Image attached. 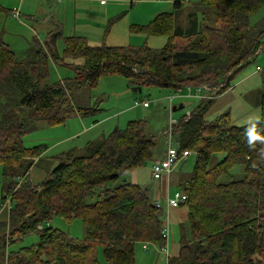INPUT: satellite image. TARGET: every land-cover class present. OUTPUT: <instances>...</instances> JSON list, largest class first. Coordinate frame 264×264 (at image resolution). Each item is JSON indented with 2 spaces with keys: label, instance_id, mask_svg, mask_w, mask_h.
<instances>
[{
  "label": "trees",
  "instance_id": "16d2710c",
  "mask_svg": "<svg viewBox=\"0 0 264 264\" xmlns=\"http://www.w3.org/2000/svg\"><path fill=\"white\" fill-rule=\"evenodd\" d=\"M183 8L182 3L174 2L172 12L134 28L148 36H165L162 49L146 45L92 47L84 39L69 38L60 56L55 50L60 33L49 34L47 53L38 45L24 61L34 62L33 71L35 67L40 69L43 78L48 55L56 65L72 67L74 78L56 85L26 70L20 74L22 63L0 38L1 177L8 175L6 161L14 160L17 152L25 156L39 150L23 146L25 114L13 108L18 96L31 112H52L50 121L54 124L74 114L68 89L95 88L104 75L122 76L142 89L176 93L207 86L212 99L227 91L242 68L264 52V16L260 22H250L251 15L264 8V0H200L195 7L182 11V18L180 14L177 20ZM69 58L81 59L82 63L69 64ZM262 86V119L257 124L235 127L227 114L206 122L198 112L174 124L173 145L180 151L193 152L196 163L191 177L180 187L187 196L181 206L188 213L179 227V255L169 258L168 264H264V149L258 147L264 146V77ZM96 110L83 108L80 116ZM146 124L130 121L125 129H115L87 154L61 161L41 188L33 186L26 202H22L29 211L37 205L36 214H28L21 205L11 206L14 234L23 237L37 232L40 240L37 245L12 247L11 264H40L38 259L43 264H135L136 243L165 245L164 212L154 206L147 189L125 180L129 171L155 159L156 143L147 133ZM9 141L13 144L8 145ZM217 153L227 157L210 167ZM236 166L243 171L240 177L230 173ZM54 219L69 223L80 220L85 237L74 239L47 227ZM39 225L42 229L37 231ZM44 246L51 247L42 254ZM19 252L22 258L16 257Z\"/></svg>",
  "mask_w": 264,
  "mask_h": 264
},
{
  "label": "rangeland",
  "instance_id": "374dc122",
  "mask_svg": "<svg viewBox=\"0 0 264 264\" xmlns=\"http://www.w3.org/2000/svg\"><path fill=\"white\" fill-rule=\"evenodd\" d=\"M177 1L182 3L184 7L177 13V20L180 14L182 18V11L195 7L200 2V0H107L108 6L104 23L108 22V24L104 31L109 33L107 36L103 33V39L106 36V41L102 40L101 42V37L94 38L92 41L96 44L101 42L98 46L142 48L146 45L152 49H162L166 43L165 36H150L148 38V35L142 32H134L133 28L149 24L159 13L172 12L173 3ZM27 4L31 7L27 8L26 6L21 11L19 0H5L3 3L0 0V5L9 11V15L5 16L2 14L0 16V30L4 31V41L10 45V49L13 50L17 59L22 63H19V73L21 74L22 71L26 70L40 80H47L50 85H56L69 78L73 79L75 76L74 69L66 68L67 66L64 65H56L49 55L46 68L43 67L47 79L40 75L41 71L37 67L33 71L31 64L33 63L34 65V62L24 61V58L29 55L28 51L31 44L35 42L34 40H37L38 43L46 41L48 32L45 28L48 27V31H50L51 27H57L55 14L64 3L63 1L59 2V0H27ZM70 6L72 9L73 4H70ZM76 7L88 9V12L94 16H96L98 11L93 0H89L86 3H76ZM14 8H19L22 20L18 21L10 15V10L13 11ZM99 15L102 17V12H99ZM56 16L58 17L57 14ZM263 16L264 8H261L251 15V24L260 22ZM67 18L72 21L71 14L68 13ZM91 18V27L94 28L97 21L93 17ZM184 24L186 23L184 22ZM62 30L63 33L68 31L64 23L61 27V32ZM64 40L62 35L56 39V41H59V46L55 41V50L61 56L64 54L62 43ZM86 43L88 44L87 41ZM33 47L38 49L37 44ZM69 59V64L73 62L74 64L82 63L81 59ZM258 66L260 71H256ZM262 70H264V52L255 57L249 65L242 68L236 77L230 81V88L227 91L212 99H210L212 92L208 91L207 86L202 88L203 90L199 92L198 96L192 97H183L187 94L186 89H182L179 96H175L176 92L172 90L159 88L145 87L140 93L133 91L135 86H132L126 78L119 75H104L99 78L95 88L81 87V90L78 91L76 88L71 87V89L67 90L68 101L73 106L74 114L61 124H54L50 121L52 112L47 111V113L44 112L45 114L31 112L24 103L21 104V96L15 99L12 94L6 91L5 93H7L8 97L14 98L13 108L16 112L20 109V112L25 114L24 119H26L25 126L27 131L25 136H23L24 148H38L39 150H37L36 154L26 152L25 156H19L20 152H17L18 156L14 160H7L6 164L9 168V171L5 172L8 173L7 176L4 174V177H1L2 169L0 167V202H2V204L0 203V220L3 222V225L0 224V264H11L14 257L11 252L13 251L12 247L21 248L40 244L37 232L23 237L14 234L11 221V206H15V204L21 205V209L26 210L28 214H36L39 208L37 205L33 204L35 209L29 211L26 204L22 202H26L28 192L32 190L33 186L41 188V184L49 178L52 171L61 161L66 162L69 156L76 157L87 154L93 147L101 143L113 129L123 130L130 121L146 122L147 133L154 137L156 145L164 141L167 143L169 133L170 135L173 133L174 125H170V115L173 123L177 119L179 121L182 116L198 112L206 122H215L220 116L227 114L230 123L235 127L257 124L262 119L261 97L263 88L262 77H264V71L262 72ZM1 87L3 88V85ZM6 87L11 90L10 84H7ZM193 94H195V91H193ZM171 96H175L172 103L170 102ZM144 101L149 102L148 107L143 106ZM135 102H139L140 105L134 106ZM181 103L184 104L183 108L172 111L173 106L178 108ZM91 107L97 108L96 112L89 116H80L81 109ZM60 108L62 109L63 105H60ZM21 121L23 122L22 118H20ZM88 127H91V129ZM167 131L168 135H166ZM12 144V141L8 142V145ZM258 147L264 149L263 144ZM252 152L256 154L255 150H252ZM226 157L227 155L224 153L214 154L209 166L211 167L223 161ZM195 160V154L190 156L185 170L191 169L194 166V162H196ZM182 161L176 165L181 164ZM143 168H146L147 171L143 170ZM148 169L149 166L144 164L143 167L134 170L138 171L141 183H144L143 181L149 178ZM230 173L234 177H240L243 171L236 166L231 169ZM261 173L263 172L261 171ZM261 173L259 176L255 175L252 179H256L257 176L259 178ZM132 174H126L125 179L132 181ZM177 174L178 172L175 171L174 182L178 176ZM178 179L179 177L176 178V180ZM226 181L229 182V179H226ZM174 187L176 186H172V190L175 189ZM184 211L187 219L188 211L186 207H184ZM166 218L167 214L164 213V222ZM13 220L16 222L14 217ZM48 226L58 229L74 239H83L85 237V227L80 220H74L69 223L62 219H54L48 223ZM38 229L41 230L42 227L39 225L37 231ZM171 232L172 225L170 235ZM176 240L178 243L179 238H176ZM143 245H146L148 253H145ZM50 247L44 246L42 254H45ZM161 247L153 243H136L134 248L135 264H166L164 256L168 254L170 256L171 247H169L167 255H162L164 259L161 257L160 260L156 261V252H159ZM100 252L101 250L99 249V259L102 260ZM22 255L19 252L16 257L22 258ZM36 262L43 264L39 259Z\"/></svg>",
  "mask_w": 264,
  "mask_h": 264
},
{
  "label": "crops",
  "instance_id": "0c3cea01",
  "mask_svg": "<svg viewBox=\"0 0 264 264\" xmlns=\"http://www.w3.org/2000/svg\"><path fill=\"white\" fill-rule=\"evenodd\" d=\"M1 1L3 3L5 0H1ZM60 1L61 2L63 1L64 4H62L58 8V10L56 11V14L58 15V17L55 14V17H56L55 19L57 21L56 22L57 23V27H54V28L51 27L52 29L50 31H48V27H46L45 29L48 32L46 35H49L50 33H54V31H55V33L56 32L57 33H60V37L62 35L64 39H69V38H78V39L81 38V39H84L85 38L86 39V40L84 39L85 42L87 41L88 44L91 45L92 47H96V46L100 45V43L102 42V40L103 41L104 40L106 41V36L109 33L107 31L106 32L104 31L105 28H106V25L108 24V22L107 23H104L105 22V18H106L105 15L107 13V6H108L107 3L105 5H101V4H99V2L97 0H93V2L96 4V7L98 9V11L96 13V16H94L91 13L88 12V9H83V8H77L76 7V3H86L89 0H59V2ZM70 4H73V8L72 9H71ZM19 5H20L19 8H21L20 9L21 11L26 6H27V8H30L31 7L30 5L27 4V0H19ZM19 8H18V10H19ZM99 12H102V14H103L102 17H100ZM11 13H12V11L10 10V15H11ZM68 13L72 15V21H70L67 18ZM2 14L5 15V16H7V15H9V11L6 10L4 6L0 5V16H2ZM21 15L22 14L20 13L19 20L18 19H16V20H18V21L22 20ZM158 15H156V16H158ZM91 17H93L95 19V21H97V23H95L96 26L94 28L91 27V24H92V22H91L92 18ZM63 23H64L65 27L68 30L66 33H63V30L61 32V27L63 26ZM134 28H133V30H134ZM134 32L140 33L139 31H136V30H134ZM103 33L106 34V36H105L104 39H103ZM98 37H101L102 39H101V42L99 44H96L92 40L94 38H98ZM149 37L150 36H148V38ZM0 38L3 40V42L9 48H11L10 45L7 44L4 41V31L3 30H0ZM47 38H48V36H47ZM47 38H46V41L45 42L43 41L41 43H38L37 40H34L35 42H33L31 44L30 49L28 51V54L30 53V51H32V48H33V46L35 44H37V46L38 45L41 46L47 52V49L45 47L46 46V43H47ZM58 43H59V41H56V44L59 46ZM62 43H63V46L65 48V40H64V42L62 41ZM66 68L73 69L70 66H67ZM186 91H187V94H185L183 97H185V96H187V97L198 96L199 95V92H200V91L194 90V89H192L190 91L187 89ZM193 91H195V94H193ZM176 96H178V95H176ZM205 98H206V96H205ZM180 105H182V108L184 107V104L181 103ZM171 106H173V105H171ZM175 107H176V109H181V108H177V106H173L172 107V111L175 110L174 109ZM187 116H189V115L182 116L181 118L187 117ZM181 118H179V119H181ZM177 122H178V119H177V121L175 120L174 123H173L171 121V115H170V125L173 126ZM88 128L91 129V127H88ZM114 130L115 129H113V131ZM166 135H168V131H167ZM169 141L171 143L170 133L168 135V141H167V143L164 141V142L160 143L159 145H156V147H157L156 150L157 151L155 153L156 155H155L154 161L148 162V164L146 163V165L149 166V169H148L149 170V178L146 179L145 181H143L144 183H141L142 181L139 178L138 171H134V170L133 171H129L127 173V174L133 173L132 174V176H133L132 181H129V179H125L126 181H129L132 184H136V185L141 186L142 188L147 189L149 191V193H150L151 199L153 201H155V202L161 203V207H162L161 208V211H163L164 213L167 214V221H168V215H169L168 225H170V227H169L170 229H171V225H172V232H171V235H169L170 239H168L167 249L169 250L170 249L169 247H171L170 256H169V254H168V256H164V254L161 253L160 251L159 252H156V256H157L156 261L160 260L161 257L163 258V256H164L166 264H168L169 258H177L178 255H179V243H177L176 238L177 239L179 238L178 232H179V229H180L179 228L180 227V224H182L186 220V212L184 211V207L181 206V207H178V208H170V209H168L166 207V198L168 196H172V194H173L172 192L177 191V190H180L181 185L189 180V178L191 177L192 171L194 169L195 163H196V162H194V166H192L191 169L185 170V167L187 165V161H188L189 157L193 155V153H191L187 159H184L186 161L184 165H182V162L184 161L183 160L181 162V164H178L175 167H173L174 169H172V172L170 173V175L168 177H163L160 180H153L152 179V176H151V165L153 164V162H155L157 160H162V159L165 158L166 151H167V148L169 146ZM172 144H173V141H172ZM144 169H145V171H147L146 168H143V170ZM175 171L178 172V174H177L178 176L177 177H179V179L176 180V178H177L176 177L175 178V182H174L173 179H174V173H175ZM174 183H176V185H174ZM172 186H176V187H174L175 188L174 190H172ZM174 232H176V233H174ZM143 247H144V245H143ZM144 250H145V253H148L147 252V248L144 249Z\"/></svg>",
  "mask_w": 264,
  "mask_h": 264
},
{
  "label": "built area",
  "instance_id": "2783aa9c",
  "mask_svg": "<svg viewBox=\"0 0 264 264\" xmlns=\"http://www.w3.org/2000/svg\"><path fill=\"white\" fill-rule=\"evenodd\" d=\"M99 2V4L101 5H105L107 3V0H97ZM12 17L14 19H18L20 18V12L19 10L16 8H14V10L12 11ZM257 71H260V67L256 68ZM189 91L192 90L191 88H187ZM186 89V90H187ZM195 90L198 91H202V88H197ZM180 92H177L176 95L179 96ZM175 95V96H176ZM174 96L170 97V102L173 101ZM140 105L139 102H135L134 106H138ZM144 107H148L149 106V102L145 101L143 103ZM169 132H171V130H169ZM170 137H172V134L170 135ZM190 155L189 151H180L176 146H174L172 144V138H171V143L169 141V146L167 148L166 151V155L165 158L162 160H157L155 162H153V164L151 165V176L153 180H160L163 177H168L170 175V173L172 172L173 167L180 162L181 160L187 159ZM187 200V196L184 192L177 190L174 191L172 196H168L166 198V207L168 209L170 208H178L181 207L182 204L185 203V201ZM154 206L157 209H161V203L159 202H155ZM169 235H170V228L168 225V221L167 218L165 219L164 222V228L162 230V236L165 239V245H163L160 248V252L163 253L164 255L168 254V249H167V243H168V239H169ZM144 249H146V245H144L143 247ZM168 256V255H167Z\"/></svg>",
  "mask_w": 264,
  "mask_h": 264
},
{
  "label": "water",
  "instance_id": "95a60500",
  "mask_svg": "<svg viewBox=\"0 0 264 264\" xmlns=\"http://www.w3.org/2000/svg\"><path fill=\"white\" fill-rule=\"evenodd\" d=\"M133 91H134V92H140V93H141L142 88H141V87H134V88H133ZM178 108H182V105H179ZM174 109H176V107H175ZM185 162H186V161L184 160V161L182 162V165H184Z\"/></svg>",
  "mask_w": 264,
  "mask_h": 264
}]
</instances>
